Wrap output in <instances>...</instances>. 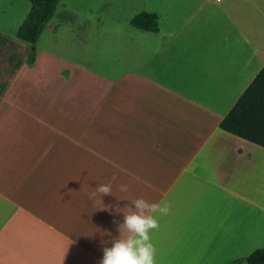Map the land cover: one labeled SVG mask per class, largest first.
Here are the masks:
<instances>
[{
  "label": "crops",
  "instance_id": "obj_1",
  "mask_svg": "<svg viewBox=\"0 0 264 264\" xmlns=\"http://www.w3.org/2000/svg\"><path fill=\"white\" fill-rule=\"evenodd\" d=\"M236 1L151 0L136 14L156 31L120 43L118 66L40 48L28 67L0 30V264H98L139 197L171 207L150 233L156 264L264 246V148L218 128L264 65ZM113 176L111 195L95 191Z\"/></svg>",
  "mask_w": 264,
  "mask_h": 264
},
{
  "label": "rangeland",
  "instance_id": "obj_2",
  "mask_svg": "<svg viewBox=\"0 0 264 264\" xmlns=\"http://www.w3.org/2000/svg\"><path fill=\"white\" fill-rule=\"evenodd\" d=\"M150 4L151 0H59L55 19L53 15L46 23L34 47L68 61L82 53L91 61L118 66L119 44L140 32L129 19ZM27 7L28 0H0V30L15 38L16 24ZM233 16L245 37L264 36V0H237Z\"/></svg>",
  "mask_w": 264,
  "mask_h": 264
},
{
  "label": "trees",
  "instance_id": "obj_3",
  "mask_svg": "<svg viewBox=\"0 0 264 264\" xmlns=\"http://www.w3.org/2000/svg\"><path fill=\"white\" fill-rule=\"evenodd\" d=\"M58 1L29 0L28 12L14 33L17 39L28 45L25 58V64L28 67L34 62L35 42L54 14ZM128 23L138 30L156 31V17L153 14L140 12L133 15ZM218 128L264 148V65L220 120ZM239 262L264 264V246L253 250L247 256L231 264Z\"/></svg>",
  "mask_w": 264,
  "mask_h": 264
},
{
  "label": "clouds",
  "instance_id": "obj_4",
  "mask_svg": "<svg viewBox=\"0 0 264 264\" xmlns=\"http://www.w3.org/2000/svg\"><path fill=\"white\" fill-rule=\"evenodd\" d=\"M115 180L113 176L108 183L98 184L95 191L111 195L112 182ZM118 188L121 192L128 191L126 184H119ZM125 208L127 211L123 212V223L114 221L118 223L119 236L101 241L103 255L98 264H156L157 249L150 233L159 229L158 216L168 215L170 204L167 201L150 203L139 197L132 199L130 206Z\"/></svg>",
  "mask_w": 264,
  "mask_h": 264
}]
</instances>
